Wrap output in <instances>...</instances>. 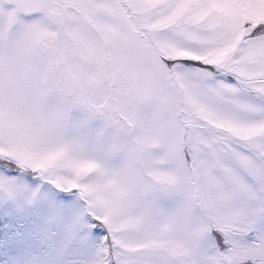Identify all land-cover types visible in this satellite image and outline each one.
I'll use <instances>...</instances> for the list:
<instances>
[{"label": "snow or ice", "instance_id": "6c2138e0", "mask_svg": "<svg viewBox=\"0 0 264 264\" xmlns=\"http://www.w3.org/2000/svg\"><path fill=\"white\" fill-rule=\"evenodd\" d=\"M0 264H264V0H0Z\"/></svg>", "mask_w": 264, "mask_h": 264}]
</instances>
